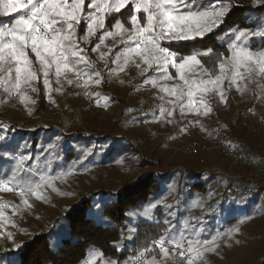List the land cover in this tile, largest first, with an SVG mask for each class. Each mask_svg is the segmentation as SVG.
<instances>
[{
	"label": "trees",
	"instance_id": "obj_1",
	"mask_svg": "<svg viewBox=\"0 0 264 264\" xmlns=\"http://www.w3.org/2000/svg\"><path fill=\"white\" fill-rule=\"evenodd\" d=\"M134 1L125 0L124 6L118 10V0H109L105 4L98 3V0H84L78 13L80 22H73L74 47L85 58V61L77 63L78 57H74L77 72L86 75L88 70L94 68V63L99 66L108 64V69H111L110 79L105 73L106 68L102 71L96 68L93 70L92 79L96 81V87L93 97H90L93 103V100L102 96L101 103L108 109L106 118L114 124L112 133L67 129L68 118L62 110L58 111L60 107L54 108L58 106L59 99L64 102L65 112H68L67 106H70V115L80 113L75 116L87 124L95 122L94 118L84 119L91 116L92 105L84 102L79 94L74 93L68 81L62 78L66 72L57 78L54 67L48 77L51 92L42 87V74L37 75L32 83L31 88L35 91L33 95L29 94L31 115L28 120L22 121L17 113V108L23 107L21 100L6 97L0 100V171L14 167L21 172L27 167L34 170L41 167L44 170L48 159L54 168L65 162L63 167L71 169L68 164L71 161L76 164L75 170L85 172L94 166L111 172L113 178L111 182L92 189L79 182L73 189L58 193L62 196L58 204L49 202L36 206L30 212L36 230L27 233L24 229L27 238L20 243L22 246L0 253V264H112L113 261L131 264L137 254L146 248L150 239H174L173 243L180 244L182 241L178 242L179 238L185 239L190 231H196L202 224L213 225L220 233L224 228L238 225L241 219V223H245L246 217L258 205L253 204V201H258L256 197L247 196V200L241 202L242 208L238 214L235 204L223 207L218 188L225 184L215 182L211 174L196 167L201 160L200 153L190 154L188 158L172 156L169 165L171 173L160 172L159 164L165 144L176 146L182 140H189L200 146H213L218 141V127H221L225 143L236 138L243 158L247 159L258 152V142L264 137V129L256 120L244 118L238 112L239 108L252 107H260L259 110L264 112L263 90L258 91L260 83L256 82V78L245 76L249 74L248 70L251 71L252 64L256 63L255 59L245 61L239 68H234L227 61L235 47H247L253 54L264 52V36L247 35L240 40L236 39L240 31L264 32V4L254 0H198L197 4H192V0H185V5H190L192 11L212 13L226 7L229 12L219 26L203 38L160 42V46L167 47L178 56L177 65L185 57H195L199 61V64L191 60L187 63L192 69L191 82L205 83L199 87L191 84V97L188 96L189 86L180 89L178 93L183 95L182 98L186 95L195 102V112L198 110V114L193 124L184 122L183 100L177 97L169 100L173 97L170 91L175 88L174 85L167 88L169 91H164L163 86L155 91L156 88L149 85L146 74L136 71L144 60L151 62L153 67L157 63L152 61L147 52L136 54L128 51L137 43L135 40H127L132 35L130 16ZM68 2L71 3V0ZM103 5H106L103 12L99 11L95 16L104 19V27L95 28L94 34L89 36L87 25L92 21V12L97 6ZM180 11L187 12L189 8L183 6ZM15 17V13L0 15V26H11ZM139 19L143 25L145 17L141 14ZM117 21L127 31L115 34ZM107 32H113L114 35L106 36ZM101 37H105L103 43ZM97 45L99 47L93 51ZM26 52L33 70H39L35 54L29 48ZM222 63L225 64L223 73L220 68ZM253 70L256 77L264 80L259 64ZM167 71L172 72V76L177 79V70L167 66ZM1 74L8 80V89L14 88V70L11 76L6 71H0ZM218 76L222 77L218 84L206 83L215 81ZM238 76L244 78V84L233 91L230 83L238 79ZM133 87L148 91L153 102L161 103L163 112L149 124L154 132L161 130L165 133V137L145 136L139 131L149 114L137 110L142 105V99L138 97L141 102L135 99ZM114 104L116 106L112 110L110 105ZM141 137L145 148L137 141ZM95 140L101 143L100 153ZM27 154L28 159L25 158ZM97 157H101V160ZM31 164L33 166H29ZM177 165H183L184 170H175ZM32 173L30 171L25 177L32 178ZM237 183L236 180L229 181L226 187H233ZM45 209L47 211L44 212ZM224 214L227 216L225 219ZM194 218H197V226ZM188 227L190 230H187ZM256 249L259 252L253 264H264V244ZM155 257L148 254L147 259Z\"/></svg>",
	"mask_w": 264,
	"mask_h": 264
},
{
	"label": "rangeland",
	"instance_id": "obj_2",
	"mask_svg": "<svg viewBox=\"0 0 264 264\" xmlns=\"http://www.w3.org/2000/svg\"><path fill=\"white\" fill-rule=\"evenodd\" d=\"M24 10L25 9L22 8L19 12L15 13L16 14L15 19H18L19 16L24 13ZM146 18H145V24H146ZM15 19L13 20L12 23H14ZM29 50L31 49L29 48ZM177 57L178 56L174 57L175 64H177L176 63ZM68 63L70 67L73 69L71 72L65 73L66 74L65 77H67L65 79L68 81V84L69 81L72 80V77L76 74L84 76V80L86 82L85 90L81 92L76 88L72 87L70 84L69 86H71L74 89V93L79 94L84 99V102L91 103L92 100L91 97H93L94 94L93 90L96 87V81L92 79L94 77L93 70L96 68L97 70L102 71L103 69L106 68L105 73L107 74L108 79H110L111 69H108V64H103V66H99V64L97 63V65L93 64L94 68L88 70L87 74L85 75L83 73L77 72V65L74 61V57H72L70 54H69ZM150 63L151 62H148L146 60L142 61L140 66L136 69V71L138 70L139 74L142 73L146 74L149 85L151 87L154 86L156 88L155 91H157L158 89L160 90L161 86H163L162 89H164V87L168 88L170 85H174L178 94L180 89H184L185 86L187 87L189 86V84L185 83V80L189 81V83L191 82L192 69L190 66H188V64L185 66L184 69H177L174 68L173 66H170L168 63L167 65L168 67L177 70L176 71L177 79H175L176 77L174 78V76H172V72L167 71V69L165 70L163 63H157L154 67ZM149 67H151V69H149ZM257 67L258 64L253 63L252 67H250L251 71L248 70L249 74L247 73L245 74V76L248 75L250 78L257 79L256 82L260 83V88L258 89V91L262 89L263 90L262 96H264V80L256 77L255 72L253 70V68H257ZM12 70H14V66ZM164 73L165 75H163ZM40 74L43 75L41 71L37 70L36 76ZM161 75L162 77L159 78V76ZM181 76H183L184 78L181 79ZM5 77L3 74L0 75V100H2V97H6L12 100H16V99L21 100V105H23V107L17 108L18 109L17 113L19 117L22 119V121L28 120L29 116L31 115V110H30L31 102L29 100V96L31 95L29 94L34 93L33 88L24 85L21 87L20 90H16L15 88L9 90L8 86L6 85V81L8 80L7 78L4 79ZM165 77H170V78H165ZM33 82H35V79L32 81V83ZM243 84H244V78L239 77L235 81H232L230 83V86L233 91H236ZM42 87L44 88V83ZM133 88H134V95H136L135 99L140 100L138 97L142 99V105L140 104V107L137 110L144 111V114L147 113L149 114L146 124H143L142 122L139 131L142 132L145 136L151 135V136L165 137V133H162L161 130H157L154 132L149 124L151 120L154 121L162 113L161 103L153 102L152 95L148 91L139 90L138 87H133ZM107 95L109 94L107 93ZM182 96L183 95L178 94V96H173L169 100H174L176 99V97L180 101L183 100L182 105L185 114L184 122L185 123L193 122V124H195V122L197 121L196 115L198 114V110L197 112H195V106H196L195 102L193 101V99H191L194 106L190 108L189 97L185 95L184 98H182ZM59 100L60 101L58 103V106H54V108L58 109L60 107L58 111L62 110L61 112L64 113L65 117L68 118V120L66 121L67 129H72L73 131L77 130L82 132L99 131L98 133L105 131L104 134H110L113 132L111 129L114 126V124L111 123L110 120L106 118L105 114L108 113V109L105 106H103L104 103H101L103 100L102 96H100L99 99L93 100V103H91L92 105L91 108L92 111L90 114L91 116L90 117H85L88 115L84 116L85 117L84 119L94 118L93 120L95 122H91L88 124L86 122H80L77 119V116L75 115L77 114L81 115L80 113H74V115H70L69 112L70 109H72L70 108V106H67L68 112L67 111L65 112L63 109L64 102L63 100L61 101V99ZM115 106H116L115 104L110 105L112 110L115 108ZM93 109H95L96 111ZM259 109L261 108L260 107H256V108L252 107L249 109L239 108L238 112L240 111L244 118H251L253 120H256L257 124L262 129H264V121H263L264 112L260 111ZM20 113H24V115H21ZM21 119L19 121H21ZM258 120H260L261 122ZM42 123H44V121ZM41 125L45 126V124H41ZM153 126L156 127L155 124H153ZM98 141L99 140H95L97 145V150L99 152L101 143H98ZM137 141L140 146L144 148L146 147V145H143L144 141L142 137L138 138ZM182 141L178 142V145L176 146H170L169 144L168 145L165 144L163 148L164 151L160 153L162 158L161 159L162 161H160L159 164V167L161 168L160 172L171 173L172 169L169 167L171 162V157L176 155H182L183 158H188L191 155L190 153L187 152V145L195 144L199 149L197 154L200 153L201 156V160L198 165L196 164V167L207 174H211L212 177L215 179L214 180L215 182L225 184L222 187L218 188V192L220 193V195H222L221 200L224 203L223 207L229 204H235L236 214L239 213V210H241L242 208L241 202H245L248 196V195H243V192L245 190L242 187H244V185H242L238 181V183L233 187H240L237 188V190L242 193L241 197H232L231 192L233 187L227 188L226 183L234 180L231 178H235L236 180L238 179V177L242 178L248 175L254 177L256 183L259 184L257 189L251 188L246 190L249 192L248 197L250 198L256 197L255 199H258V201L256 200L253 201V204L255 203L258 205L253 209L254 211H252L249 214V216L246 217L245 219L246 221L243 224L241 223L242 222L241 219L238 225L224 228L221 230L220 233H218L217 227H214L213 225L210 224L207 225L202 224V226L198 228L196 231L194 232L190 231V233H188V237H186L185 239L179 238L178 242L182 241L180 244L185 243L190 253V257L187 261L180 263L174 262L171 256L160 252L156 253L154 248H151V252H148L147 256L148 254H153L156 255V257L153 259L146 258L144 264H253L259 252L258 249L256 248L261 246V244H264L263 243L264 242V137L260 139V141L258 142V149L260 150V148L262 147L261 150L260 151L258 150V152H256L253 155L254 157L253 156L248 157L247 159L244 158L250 164L252 163L262 168V172H258L246 166L239 165L231 161L230 159L226 158L220 149V144L218 141L215 145L209 147L200 146L199 144H196L193 141H189V140H182ZM25 156L26 159L29 158V154ZM76 158H77V151H76ZM97 158L101 160V157H97ZM46 164L47 165L44 170H42L41 167H39V169L37 170L27 167L23 170V172H21L20 170H17V168L14 167L13 169L9 168V170L3 168L0 171V183L9 184L12 186L14 190L17 191V195H13V196L8 194H0V200H1L0 252L9 248L10 243L15 238L16 239L22 238L24 236V229L28 231L27 233H30L32 229L36 230L35 223L33 222L34 217L30 215V212L34 211L36 206H39L40 204L41 205L48 204L49 202L58 204L62 198V196L58 195V193L60 191L63 192L69 189H73L79 182L83 183V185L85 184L87 188L92 189L93 187L109 183L113 180L112 176L110 175L111 172L107 170H102L101 168H97L94 166L89 167L84 172L81 171L80 169L75 170L74 165L76 164H72L71 161H68V164H70L71 169H69L70 167L69 168L63 167L62 164H65V162L62 163L61 166L59 167L56 166V168H54L51 161H49L48 159H46ZM29 166H33V164ZM194 166L191 165L190 167H194ZM175 170L183 171L184 166L177 165V168ZM30 171L33 172L32 178L29 177L26 178L25 176L29 175ZM23 178H25L26 181H22ZM224 180L226 181V183L224 182ZM34 192L36 193V195H33ZM63 202L65 203V201ZM45 211H47V209H45L44 212ZM226 217H227L226 214H224L223 219H225ZM193 220L195 222V225L197 226V218H194ZM187 230H190V227H188ZM149 242L146 248L140 252H143L146 249H148ZM180 244H176V245H180Z\"/></svg>",
	"mask_w": 264,
	"mask_h": 264
},
{
	"label": "snow or ice",
	"instance_id": "obj_3",
	"mask_svg": "<svg viewBox=\"0 0 264 264\" xmlns=\"http://www.w3.org/2000/svg\"><path fill=\"white\" fill-rule=\"evenodd\" d=\"M83 2L84 0H71V3L68 0H26V2L25 0H0V15H10L19 12L22 8L26 9L24 14L15 19L11 26H0V71H6L11 76L14 66L13 86L16 90H20L22 85L31 87L32 81L36 77L37 70H33L32 62L25 51L28 48L35 54L36 61L40 65L39 71L43 73V83L46 89L49 87V72L53 67L57 78L62 73L73 70L68 63L69 54L72 57H78L77 63L85 61L84 56L80 55L74 47L75 26L72 23L80 22L78 13ZM254 2L264 4V0H254ZM197 3L198 0H192V4ZM124 4L125 0H120L118 10ZM183 6H187L189 11L181 12L180 7ZM88 7L91 8L92 5L89 4ZM104 7L106 5L97 6V10L103 12ZM143 10L148 13L144 26L139 25L137 15H132L130 18L132 35H129L127 40H135L137 43L128 51L136 54L149 53L152 61L163 63L165 70L175 53L170 52L167 47H161V41L172 42L203 38L206 34L211 33L214 27H218L222 18L229 12L226 7L219 8L212 13L192 11L190 5H185V0H145ZM58 24L59 27H57ZM64 24H66V28H64ZM104 24L103 18L93 15L92 21L87 25L89 36L94 34L95 28H103ZM114 27L117 29L115 34L127 31L119 21ZM113 35V32L106 33V36L109 37ZM247 35L264 36V32L240 31L236 39L240 40L241 37ZM104 38H100L101 43ZM142 45L146 47L142 48ZM98 47L99 45L93 48V51H96ZM254 59L260 65V71L264 73V52L253 54L247 47H235L227 62L231 63L234 68H239L245 61ZM189 60L199 64L195 57H185L180 64L173 63V67L184 69ZM220 68L223 73L225 64L222 63ZM183 78L181 76V79ZM221 80L222 77L218 76L215 81L206 83L218 84ZM185 83L189 84L188 96L191 97L193 95L191 84H196L199 87L205 82L192 81L189 83L185 80ZM163 90L169 91L167 88ZM33 91H35L34 88ZM170 95L177 96V90L171 89ZM193 106L190 99L189 107ZM161 111L163 112V109ZM168 114L171 115L170 112ZM33 195L36 193L34 192ZM169 242H174V239H170ZM159 243L163 246L164 241L161 240ZM21 246L16 245L17 248ZM167 252L168 250L164 249V253L167 254ZM112 264H118V262L113 261Z\"/></svg>",
	"mask_w": 264,
	"mask_h": 264
},
{
	"label": "built area",
	"instance_id": "obj_4",
	"mask_svg": "<svg viewBox=\"0 0 264 264\" xmlns=\"http://www.w3.org/2000/svg\"><path fill=\"white\" fill-rule=\"evenodd\" d=\"M144 2H145V0H135L134 4H133V8H132V15L138 16L139 25H141L139 16L142 14L146 18L147 17L146 15L148 14V13L144 12V10H143ZM25 11H26V9L24 10V12ZM144 24H145V22L141 26H144ZM141 47H144V45H142ZM161 47H163V46H161ZM170 52H172V51H170ZM175 56H176V54H175ZM175 56H173L171 61L169 62L170 66H173ZM94 65H97V63H94ZM65 75L66 74H64V76H62V78H64V79L67 78V77H65ZM85 83L86 82L84 80V76L76 74L72 77L71 83H69V84L81 92V91L85 90ZM263 121H264V119H263ZM146 122H147V118L144 119L143 124H146ZM216 137H217V140L220 144V149L226 158L230 159L231 161H233L239 165H243V166H246L252 170L262 172V168L254 165L252 163L250 164L249 162H247L243 158L241 149L239 147V144H238L236 138L233 137L230 139L229 143H225L223 140L222 133H221V127L217 128ZM198 150L199 149H198L197 145H195V144H188L187 145V152L190 154H196L198 152ZM231 179L235 180V178H231ZM236 181H239V183L244 185V187H242L245 190L243 192V195L249 196V192L246 190L251 189V188L257 189V187L259 186V184L256 183L255 178L252 177L251 175H248V176H245L242 178L238 177V179H236ZM237 188H240V187H233L232 188V192H231L232 197L241 196L242 193L240 191H238ZM0 194H8V195L13 196V195H17V191L14 190L12 188V186L9 184L0 183ZM0 205H1V200H0ZM0 231H1V228H0ZM161 240L164 241L163 246H161L159 243ZM151 248H154L156 253L160 252L163 254H165L164 249H167L168 252L166 255L171 256V258L174 260V262H178V263L185 262L190 257V253H189L187 245L185 243H182L179 245V247H177L176 244H173V243L169 242L168 240H165L162 238H157V239H151L149 242L148 249H146L143 252H139L137 254V257L133 259L131 264H144L146 261V258H147V253L151 252ZM182 253H183V255H182Z\"/></svg>",
	"mask_w": 264,
	"mask_h": 264
},
{
	"label": "crops",
	"instance_id": "obj_5",
	"mask_svg": "<svg viewBox=\"0 0 264 264\" xmlns=\"http://www.w3.org/2000/svg\"><path fill=\"white\" fill-rule=\"evenodd\" d=\"M109 2V0H98V3H108ZM98 10L96 9L95 11H94V13L92 12V14H94V15H97L98 14V12H97ZM48 89H49V91L51 92L52 91V89L51 88H47V91H48ZM18 238V237H17ZM26 238H27V236L26 235H24L22 238H18V239H14L11 243H10V247L8 248V249H5V250H9V249H11V250H14L15 249V247H16V245H20V243H22V242H24L25 240H26ZM17 249V248H16ZM19 249V248H18ZM4 250V251H5ZM4 251H2V252H0V253H3Z\"/></svg>",
	"mask_w": 264,
	"mask_h": 264
}]
</instances>
